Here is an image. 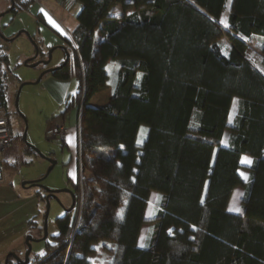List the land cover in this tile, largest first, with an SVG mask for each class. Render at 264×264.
<instances>
[{"label": "trees", "instance_id": "1", "mask_svg": "<svg viewBox=\"0 0 264 264\" xmlns=\"http://www.w3.org/2000/svg\"><path fill=\"white\" fill-rule=\"evenodd\" d=\"M77 2V25L61 36L69 57L50 73L67 80L73 70L78 81L64 113L81 106L80 180L45 251L7 264H94L99 247L111 254L105 264H264V74L247 56L259 36L264 64V0H230L226 27L227 0ZM32 3L15 0L8 12ZM110 61L118 64L111 97L92 105ZM8 65L0 50V110ZM141 125L147 129L139 142ZM243 154L252 157L247 180L239 173ZM236 186L243 195L232 213ZM151 191L158 199L147 220Z\"/></svg>", "mask_w": 264, "mask_h": 264}, {"label": "rangeland", "instance_id": "2", "mask_svg": "<svg viewBox=\"0 0 264 264\" xmlns=\"http://www.w3.org/2000/svg\"><path fill=\"white\" fill-rule=\"evenodd\" d=\"M11 0H0V13L9 8ZM15 2V0H13ZM230 0L225 4L220 23L225 26L227 24V10ZM76 9V8H74ZM73 9V11H74ZM114 15L121 14L120 6H116L113 10ZM34 15L31 9H22L14 13L7 12L0 16V34L5 37L17 35L14 39L3 41L0 38V50L7 53L9 61V72L5 70V78L7 84L6 91V116L10 123L11 129V144L7 146L1 153L13 166L11 171L4 175L2 185L0 186V230L14 229L24 226L27 228V219L31 220L30 227L26 234H30L34 238L42 236L43 215L45 212V195H48L46 189L74 190L72 180L70 181L68 163L75 157V153L71 151L69 146L63 143L62 138L49 136L47 129L62 125L66 131L64 138L68 133V128H71L76 115L80 109L71 108L64 113L65 100L67 97L74 94L77 90L78 81L72 70L70 77L67 80H60L56 89L47 81L52 77L50 72L45 73L40 82L33 83L38 75L43 71L44 66L39 64L35 67L29 65L34 60H44L47 56V51L53 48L51 60L46 67L59 65L63 61L64 51L61 46L44 47V42L48 41V37L41 33L40 39L37 38L38 29L36 27ZM223 21V23H222ZM52 31V30H51ZM31 38H30V37ZM36 36V37H35ZM34 37V39H33ZM33 40L38 47V55L29 64L25 65L24 61L34 57L35 47ZM262 38L254 36L250 40V53L247 55L252 63L264 74V64L259 53L260 43ZM223 52H227L229 42L223 39L221 42ZM71 48L73 46L71 45ZM76 50V49H75ZM108 82L101 88L99 92L90 99V104L101 105L105 103L112 92L118 64L113 61L108 64ZM20 83H24L21 87L17 107L15 105V93ZM54 91V92H53ZM236 110V98L233 99L228 123H231ZM26 127V142L38 149L43 156L32 151H27L26 143L22 138V133ZM147 127L141 125L137 135V141L141 142L145 136ZM228 132V131H227ZM228 134V133H227ZM227 140V139H226ZM74 156V157H73ZM79 157V156H78ZM47 158L55 160V164L50 169L47 176H44L50 164ZM42 178V179H41ZM40 180V185L23 186L26 181ZM77 182L80 180V172L77 171ZM74 180V179H73ZM71 204V196L67 191H59L56 197H49V211L47 215V238L48 242H52L51 236L57 233L55 219L62 216L66 208ZM148 230V224L144 225L140 233V245L142 238L144 239ZM18 231L15 230L14 238ZM0 235V249L5 245V237ZM34 241L31 243V255H39L45 251L46 241ZM16 241V240H15ZM14 241V242H15ZM16 244V242L14 243ZM108 245V244H107ZM25 248L17 249L16 253L23 256ZM111 254L107 249H97L94 264H105L110 259ZM93 259V258H92ZM4 260V257H3ZM2 263V261H1Z\"/></svg>", "mask_w": 264, "mask_h": 264}, {"label": "crops", "instance_id": "3", "mask_svg": "<svg viewBox=\"0 0 264 264\" xmlns=\"http://www.w3.org/2000/svg\"><path fill=\"white\" fill-rule=\"evenodd\" d=\"M75 8L76 9H74V11L73 10L64 11L62 9V6H61V0H33V3L31 4L30 9L34 15V18H35L34 21L36 23V27H37L38 32H39L37 34V38L38 39L41 38L40 37L41 33L45 36V38L48 37V39H47L48 41L44 42L45 44H43L44 47H46V48L49 46L50 47H52V46L57 47V46H61V45L65 44L63 39L61 38V36L69 38L70 33L72 32V30L77 25L76 14L78 13V11L80 9V4L76 5ZM39 14L43 17L45 23L48 26L43 24L42 22H40L38 20L37 16ZM49 27L53 28L57 33L51 31V29ZM1 40L5 41L2 38H1ZM109 63L110 62H108V64ZM108 64H107V66H108ZM47 81L49 83H51V85H53L52 82L54 81L55 82V85H54L55 89L58 85H60L59 84L60 79H57L53 76L49 77L47 79ZM107 82H106V84H107ZM110 97H111V89H110V95L108 96L107 100H105V101L107 102L110 99ZM89 102H90V100H89ZM78 109H76V110H78ZM78 119H79V113L76 115V118L74 120V123H72L71 128H68V133L66 135V138H64V137L62 138L63 143H65L69 146V148L71 149L73 154L75 153V157L73 156L74 158H72L73 159L72 162L70 161L68 163V169H69V171H71V172H69L68 177L70 178V181L72 180L73 185L75 183H77V180H78L77 179V171H79V167H78L79 166V164H78V156H79L78 150L79 149H78V129H77L78 128ZM228 124H230V123H228ZM227 133L229 134V132L225 131L223 134V138H222L223 144H226V142H227V140H226L228 137ZM245 158H247V160H250L252 162L251 156L244 155V154L241 155V157H240L241 167L239 168V173H240L241 177L243 178V180H246L244 178L245 176L248 178V175H249L248 167L251 165V164L249 165L245 162ZM4 161H5L6 167H5V170L3 172L2 178L0 180V186L2 185V180L4 179V175H6L7 172L11 171L10 169H11V167H13L10 164V162H8L6 159H4ZM242 195H243L242 186H236L233 188L231 196H230L228 204H227V210L228 211H230L232 213L238 212L237 209L240 208V202H241ZM157 199H158L157 192L151 191L150 195H149L148 205L146 208V213H145V218L147 220L150 218V216L153 212V209L155 207ZM29 221L30 220L27 219V228H25L24 226H21L20 228L14 229L13 231H9L7 229L0 230V235H3L2 237H5L4 241H6L5 245L2 246L0 249V264H2L1 261L3 262V257H5V255L8 252H10V251L16 252L17 249L25 248L24 235H25V233L28 232ZM144 225H146V224H144ZM15 230H17L18 231L17 233H19V234H17L14 238ZM140 240H141V237H139V245H140ZM14 241L16 242V244H14L15 243ZM143 243H144V239L142 238V244L141 245H143Z\"/></svg>", "mask_w": 264, "mask_h": 264}, {"label": "water", "instance_id": "4", "mask_svg": "<svg viewBox=\"0 0 264 264\" xmlns=\"http://www.w3.org/2000/svg\"><path fill=\"white\" fill-rule=\"evenodd\" d=\"M13 7H14V2H13V0H11L9 8L4 10V11H2L0 13V16H2L4 13H7L9 11V9H11ZM16 36L17 35H14V36H11V37H5L3 34H0V37L2 39L6 40V41L12 40ZM31 41H32V43H33V45L35 47V55H34V57L25 60L24 61L25 65L29 64L30 63L29 61L30 60H34L37 57V55H38V47H37V45L35 44V42L33 40H31ZM61 48L64 50L65 58L59 65H56V66H53V67H45L51 60V53L53 51V48L48 49L47 57L44 60H34L32 63L29 64V65H31L33 67H35V66H37L39 64H42L44 66L43 71L38 75V77L33 81V83L36 84V83L40 82L42 76L45 73L50 72V71H52L54 69L61 68L64 64H66L67 59L69 57V53L67 52V50L64 47L61 46ZM23 85H24V83H20L18 88H17V90H16V93H15V105H16V107H17V101H18L19 93H20L21 87ZM22 138H23L24 142L26 143V145L29 146L35 153H38L41 156H43V154L38 149H36L33 145H31V144L26 142V127H25V129H24V131L22 133ZM47 159L49 160L50 164H49V166H48V168L46 170V173L44 174L43 178L45 176H47V174L49 173L50 169L53 167V165L56 162L55 160H53L51 158H47ZM41 179H37V180H33V181H26L22 185L23 186H35V185L39 186ZM59 191H67L70 194V196H71V204L69 205V207L66 208V211L71 210V208L73 206V202H74V193H73V191H71L70 189H60V190L46 189V192H47L48 195H45V204H46V206H45V212H44V215H43L42 236L40 238H34L30 234H26V236L24 238L25 250H24L23 256L20 257V255H17L16 252L10 251V252H8L5 255L4 260H3V264H7V260H8L9 257H13L17 261H22L23 263H26V262H28V260H30V258H31L30 257L31 243L34 242V241L45 240L46 237H47L46 222H47V215H48V211H49V197L50 196L56 197V193L59 192Z\"/></svg>", "mask_w": 264, "mask_h": 264}, {"label": "built area", "instance_id": "5", "mask_svg": "<svg viewBox=\"0 0 264 264\" xmlns=\"http://www.w3.org/2000/svg\"><path fill=\"white\" fill-rule=\"evenodd\" d=\"M76 5H78L77 0H63V3L61 6H62V9L64 11H71L76 7ZM71 45L73 46L74 49H76L73 42L71 43ZM79 109L81 110V106L79 107ZM79 115H80V112H79ZM65 131H66V129L62 125H59V126H54V127L47 129L46 132L49 136H55V137L63 138L65 135ZM10 144H11L10 123H9V120L6 116V111L4 109H2V110H0V180H1L3 172L5 170V161H4L1 153ZM78 207H79V202L75 207L76 208L75 209V217H77L76 211L78 214ZM75 224H76V221L74 223V226H75Z\"/></svg>", "mask_w": 264, "mask_h": 264}, {"label": "snow or ice", "instance_id": "6", "mask_svg": "<svg viewBox=\"0 0 264 264\" xmlns=\"http://www.w3.org/2000/svg\"><path fill=\"white\" fill-rule=\"evenodd\" d=\"M222 23H223V21H222ZM225 26H227V24L225 23ZM245 162L247 163V164H251L252 162L250 161V160H247V158H245ZM243 175V174H242ZM246 180H247V177L245 176L244 177ZM201 203H203V200L201 201ZM237 211H239V209H237ZM141 246H143V245H141Z\"/></svg>", "mask_w": 264, "mask_h": 264}, {"label": "flooded vegetation", "instance_id": "7", "mask_svg": "<svg viewBox=\"0 0 264 264\" xmlns=\"http://www.w3.org/2000/svg\"><path fill=\"white\" fill-rule=\"evenodd\" d=\"M47 57V56H46ZM46 67V66H45ZM73 191V190H72Z\"/></svg>", "mask_w": 264, "mask_h": 264}]
</instances>
